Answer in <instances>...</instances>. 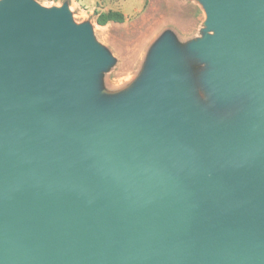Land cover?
I'll return each mask as SVG.
<instances>
[{"label": "water", "instance_id": "water-1", "mask_svg": "<svg viewBox=\"0 0 264 264\" xmlns=\"http://www.w3.org/2000/svg\"><path fill=\"white\" fill-rule=\"evenodd\" d=\"M207 1L221 97L264 93V0ZM102 62L64 12L0 3V264H264V102L216 134L163 49L137 99L97 113Z\"/></svg>", "mask_w": 264, "mask_h": 264}, {"label": "rangeland", "instance_id": "rangeland-1", "mask_svg": "<svg viewBox=\"0 0 264 264\" xmlns=\"http://www.w3.org/2000/svg\"><path fill=\"white\" fill-rule=\"evenodd\" d=\"M31 1L48 12H64L73 28L88 32L102 55L87 85L89 105L97 113L137 99L149 86L163 49L169 53L186 110L216 134H235L263 105L264 93L254 85L223 98L220 86L212 82L217 65L197 47L219 33L209 24L207 0ZM110 10L122 12L124 20L99 24V15Z\"/></svg>", "mask_w": 264, "mask_h": 264}, {"label": "trees", "instance_id": "trees-1", "mask_svg": "<svg viewBox=\"0 0 264 264\" xmlns=\"http://www.w3.org/2000/svg\"><path fill=\"white\" fill-rule=\"evenodd\" d=\"M124 20V14L120 11L110 10L108 12H102L98 17V23L105 25L110 21L122 22Z\"/></svg>", "mask_w": 264, "mask_h": 264}]
</instances>
